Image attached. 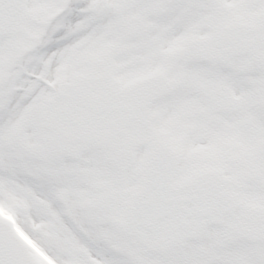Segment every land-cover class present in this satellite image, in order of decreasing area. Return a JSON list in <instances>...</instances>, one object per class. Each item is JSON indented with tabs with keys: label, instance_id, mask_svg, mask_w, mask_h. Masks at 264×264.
<instances>
[{
	"label": "snow or ice",
	"instance_id": "1",
	"mask_svg": "<svg viewBox=\"0 0 264 264\" xmlns=\"http://www.w3.org/2000/svg\"><path fill=\"white\" fill-rule=\"evenodd\" d=\"M0 264H264V0H0Z\"/></svg>",
	"mask_w": 264,
	"mask_h": 264
}]
</instances>
